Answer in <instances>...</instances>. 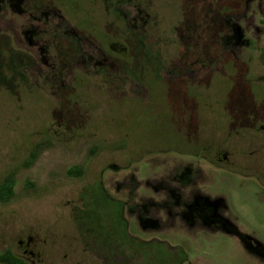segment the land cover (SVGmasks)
I'll list each match as a JSON object with an SVG mask.
<instances>
[{
  "label": "rangeland",
  "instance_id": "1",
  "mask_svg": "<svg viewBox=\"0 0 264 264\" xmlns=\"http://www.w3.org/2000/svg\"><path fill=\"white\" fill-rule=\"evenodd\" d=\"M184 1L0 0V253L264 264V0L194 63Z\"/></svg>",
  "mask_w": 264,
  "mask_h": 264
},
{
  "label": "trees",
  "instance_id": "2",
  "mask_svg": "<svg viewBox=\"0 0 264 264\" xmlns=\"http://www.w3.org/2000/svg\"><path fill=\"white\" fill-rule=\"evenodd\" d=\"M246 0H212L209 4H202L200 8L194 7L192 5V2L190 1H184L180 8V18L178 19L177 23L181 24L180 27L183 31V33L186 36H192V38L197 43V51H191L193 54H190L187 52L186 59L188 62H196L195 59L198 58V56L204 52L207 53V55H210V50L212 49V60L214 58L218 57V54H222L221 44H224V42L227 40L226 30L221 31L219 28H212V25L209 24L214 21L215 24L221 25L223 24L224 17L229 16L231 14L237 13V11L242 9V3ZM263 0H258L259 4L262 3ZM108 10V9H107ZM194 12V13H192ZM191 13V14H190ZM224 16V17H223ZM226 18V17H225ZM209 21V22H208ZM198 30L202 31V34L200 37H198ZM178 33V32H177ZM175 34V33H174ZM193 34V35H192ZM179 36V35H178ZM206 36L207 39H203L202 37ZM198 37V38H197ZM177 39V34L175 37V41ZM212 41V45L210 43H207L208 45L201 44L200 42H210ZM201 45V46H200ZM217 47V48H216ZM215 48V52H213V49ZM218 50L221 51V53H218ZM128 49H127V55H128ZM119 56L122 57L123 52L118 50ZM112 55V54H111ZM205 57V53H204ZM0 58H3L0 54ZM194 59V60H190ZM9 62H12V60H9ZM13 67H11L12 70L18 68V64L13 62ZM1 68V66H0ZM34 157L33 150L29 152V158ZM69 175H80L81 170L77 168H69L66 171ZM12 174L8 173L0 182V202H7L10 200V198L14 194L13 190V179L11 177ZM132 248V247H130ZM159 248V250L162 251L159 258L158 255L154 251V249ZM165 247L163 245H154L150 246L149 249H144L142 252H140L141 256L143 255V260L146 264H180V262L183 259V254L179 250L172 249L170 251H163ZM147 250V251H146ZM150 252V257L147 258ZM162 257V260L160 258ZM147 258V259H146ZM0 263L2 264H27L23 259L20 257L14 255L9 250H5L0 253Z\"/></svg>",
  "mask_w": 264,
  "mask_h": 264
}]
</instances>
